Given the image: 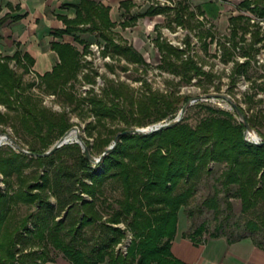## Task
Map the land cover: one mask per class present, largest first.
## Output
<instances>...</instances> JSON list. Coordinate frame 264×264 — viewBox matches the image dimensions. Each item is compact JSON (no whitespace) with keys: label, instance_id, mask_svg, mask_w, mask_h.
<instances>
[{"label":"trees","instance_id":"16d2710c","mask_svg":"<svg viewBox=\"0 0 264 264\" xmlns=\"http://www.w3.org/2000/svg\"><path fill=\"white\" fill-rule=\"evenodd\" d=\"M238 4L264 17V0H240ZM73 6L75 16H61L64 26L51 32L57 37L72 35L74 42L83 44L82 51L74 42L52 40L50 47L58 58L50 69L35 74L47 89L63 97L70 110H85L93 117L85 122L83 138L90 153L99 155L117 132L170 119L189 96L182 97L173 89H153L146 81L148 86L135 95L132 87L113 79L100 93L91 88L83 96L76 95L74 85L82 67L81 54L89 44L80 37L81 33H93L104 40L103 53L137 62H145V58L112 29L114 21L109 18L107 6L95 0H81ZM170 9H174L172 19L176 23L189 25L187 14L191 15L192 10L182 1L173 7L149 5L131 19ZM228 20L229 32L217 44L220 59L233 61L230 78L234 83L240 75L249 78L251 61L260 48L256 43L264 35H259V25L250 21L249 14L238 12ZM130 23L126 20L122 25ZM206 33L210 40L215 37L209 29ZM154 43L160 51L158 66L179 75V82L195 77L198 82L213 84L218 77L213 70L204 69L193 54L183 55L184 49L161 39L159 32ZM237 52L246 58L236 60ZM11 60L20 63L24 71H32L34 63L33 57L21 49L10 54L0 51V103L6 107V111H0V124L10 126L23 147L41 152L70 127L68 114L42 105L29 91L32 82L23 81L22 75L10 66ZM83 74L87 81H94V72ZM259 85L264 91V82ZM214 87L218 89L219 85ZM208 88L204 86L202 92ZM253 95L244 93V99L252 100ZM191 105L203 111L196 121L191 122L186 111L170 127L121 134L97 163L90 162L76 141L64 143L44 156L1 144L0 180L4 187L0 185V264H43L59 253L70 264H186L170 250L178 213L189 204L200 181L215 165H221L215 178L219 186L200 206L212 209L216 217L220 211L219 191L225 192L227 206L228 198H238L240 210L247 217L248 232L226 236L234 239L250 235L264 248V241L254 235L264 232V143L244 137V125L233 110L206 102ZM238 105L251 127L260 133L263 109H253L250 102L245 108ZM107 183L119 189L112 202L107 200ZM21 203L34 208L15 219ZM189 214L191 209L187 210ZM118 222L124 227L115 224ZM220 227L221 223L209 236L221 234L217 232ZM204 231L205 225L200 222L187 235L197 241L204 238ZM126 235L129 239L125 252L114 250L113 244ZM51 250L57 253L50 255Z\"/></svg>","mask_w":264,"mask_h":264},{"label":"rangeland","instance_id":"374dc122","mask_svg":"<svg viewBox=\"0 0 264 264\" xmlns=\"http://www.w3.org/2000/svg\"><path fill=\"white\" fill-rule=\"evenodd\" d=\"M236 11L241 12L243 9L238 7L234 2L232 3L230 9L224 13L227 16L234 12L238 13ZM172 15L173 13L171 12V14H168L166 18H162L160 21L162 26L160 27H155V29L150 28L149 30L147 29V31L140 30L138 35L144 41L141 44H137L136 42L133 44V34L136 35V27H127L119 31L121 35L118 36L122 37L123 35H127L128 38H123L127 43H131L135 49L142 53L145 58V62L132 61L121 55L111 56L108 53H103L105 43L104 40L100 39L93 33L85 34L83 39L89 44L88 49L83 51L81 54L82 67L78 72L77 79L75 81V94L78 96H83L86 94L87 90L91 88L96 93H100L101 88L110 79H113L116 82H123L124 84L132 87L135 95L138 94L144 87L150 85L153 89L158 88L164 91L166 89H173L176 91V94L182 97L185 95L195 96L200 93H205L202 92L203 87L208 86L209 88L207 92H225L231 96L237 104H241L244 108L246 107L247 103L250 102L253 109L261 108L264 111V91L259 88V84L264 82V37L256 43V45L260 46V48L256 53L255 59L251 61L248 71L249 78L240 75L233 83L230 78V71L233 61L229 60L227 62H223L220 59V49L217 44L219 40H222L224 36L228 34V24L224 21L219 22L218 20L215 21L212 18L201 16L197 9H192L191 15L187 14V18H189V25L176 23L172 19ZM208 29L215 34V37L212 40H210V37L207 36L206 31ZM259 30V35H264V29L259 27ZM158 32L161 39L166 40L168 43H171L178 48L184 49L183 55L188 53L193 54V57L197 59L199 64H201L204 69H211L216 72L218 77L213 80V84H209L205 81L198 82L195 77L187 82H179V75H174L173 73L160 68L158 66L160 51L154 43V38ZM118 36L117 38H119ZM246 36L249 37L250 32H247ZM123 38L121 40H123ZM68 39L71 40L70 37H68ZM205 42L207 43L206 46L204 44ZM74 43L82 51L83 44L78 42ZM245 58L246 56L240 55L238 52L235 55V59L238 61L244 60ZM10 66L18 74L22 75L23 81L32 82L31 86L29 87V91L36 98H38L42 105L54 111H67L68 120L71 124L70 127L77 126L80 134L82 136L84 135L83 127L85 122L87 120L93 119L92 116L87 115L85 110H70V106L64 103L65 101L62 96L51 89H47L44 82L40 80L39 76L31 70L24 71L20 63H16L14 60H11ZM87 72L90 74L93 72L95 73L93 75L94 81H87L83 74ZM145 81L148 85L144 83ZM214 84H218L219 88L216 89ZM255 90L257 92L253 93ZM244 93L254 94L252 96V100L244 99ZM181 101H183V99H181L180 102ZM195 102H206L211 105L233 110L230 108L229 103L222 98H210ZM0 111H6V107L3 103H0ZM186 111L188 114V119L191 122L196 121V119L203 113L199 107L192 105L189 109L187 108ZM1 130L7 131L12 135V130L8 125L3 126L0 124V131ZM259 130L260 133H258L256 130L255 131L261 138V135L264 136V124L260 126ZM89 139L91 138L89 137ZM108 144H106L104 148ZM24 148L26 147L24 146ZM95 156H97V154ZM220 168L221 165H215L213 167V171L200 181L199 187L194 193L193 197L190 199L189 204L183 208V211H179V216L183 214L184 218H186L188 232L192 231L200 222H203L205 225V231L203 232L204 237H208L211 232H215V226L219 223H221V227L217 230V232L229 237H236L248 232L245 226V220L247 217L240 210V202L238 198H228L230 205L227 206L225 201L227 196H225V192L219 191L217 198L219 201L220 211L216 217L214 216L215 213L212 209L205 206H200L201 201L205 197L212 195L215 187L219 186L215 178L219 173ZM27 170H29V168H27L26 171ZM0 177L2 178L1 174ZM0 185L4 187V183L1 180ZM118 191L119 189L117 187H111V185L109 186L107 183V200L112 202L113 198L118 195ZM51 200L54 201V197H51ZM33 208L34 205H26L21 203L14 215L15 219ZM188 209H191V214L189 215H187ZM115 224L124 227L122 222ZM88 227L89 226H87L86 229L90 231V228ZM254 235L257 239L264 241L263 231H258ZM128 239L129 235L121 237L119 242H115L113 244V249L124 253ZM49 253L50 255H54L57 253V251L51 250Z\"/></svg>","mask_w":264,"mask_h":264},{"label":"crops","instance_id":"0c3cea01","mask_svg":"<svg viewBox=\"0 0 264 264\" xmlns=\"http://www.w3.org/2000/svg\"><path fill=\"white\" fill-rule=\"evenodd\" d=\"M81 0H0V51L10 54L15 49L28 52L34 59L32 72L43 73L57 60L56 52L50 47L52 40L71 41L72 35L63 34L55 36L51 30L63 27L61 16L73 17L76 9L74 3ZM107 6L109 18L114 21L112 29L118 34L121 29L136 27L133 34V44L144 42L138 35L140 30L162 26L160 21L174 9L154 14H144L132 20V16L143 12L149 5L175 6L178 1L188 5L189 9L202 11L201 16H206L229 24L225 11L230 9L232 3L239 7L240 0H95ZM238 12V11H236ZM131 23L123 26V21ZM129 33V30H128ZM81 33L80 37L84 38ZM91 34V33H89ZM68 37L71 38L68 39ZM128 38L123 35L122 38ZM77 43V42H76ZM129 43V42H128ZM188 228L183 214L177 219V228L171 241L170 250L174 257L186 264H264V248L250 235L230 239L226 235L204 237L193 241L187 235ZM43 264H70L62 254L55 255ZM99 264H106L101 262ZM149 264H157L151 262Z\"/></svg>","mask_w":264,"mask_h":264},{"label":"water","instance_id":"95a60500","mask_svg":"<svg viewBox=\"0 0 264 264\" xmlns=\"http://www.w3.org/2000/svg\"><path fill=\"white\" fill-rule=\"evenodd\" d=\"M210 98H222L225 99L228 103L230 108L233 109L238 119L243 123L244 125V137L251 142L254 143H264V140H262L256 133V131L251 127L250 123L248 122L245 113L242 111V109L239 107V105L233 100L231 96H229L225 92H205L200 93L195 96H189L184 103L179 108L176 115L170 119H166L163 121L155 122L146 126H136L129 129H125L122 131H119L115 134L112 141L105 147V149L97 156L90 153L88 145L86 141L84 140L83 136L80 134L79 129L77 126H71L68 129H66L47 149L41 151V152H35V151H29L28 149L24 148L9 132L2 131L0 132V145L3 143H10L12 146L17 148L18 150H21L23 152L29 153L31 155H39L44 156L52 153L56 148L61 146L64 143L67 142H78L82 150L85 152L87 158L92 163L99 162L103 156L114 147L116 144L119 136L124 133H146L150 131H156L161 128H166L174 125L175 123L179 122L182 117L184 116V113L188 106H190L192 103L198 100H204V99H210ZM74 131V134L72 132Z\"/></svg>","mask_w":264,"mask_h":264},{"label":"built area","instance_id":"2783aa9c","mask_svg":"<svg viewBox=\"0 0 264 264\" xmlns=\"http://www.w3.org/2000/svg\"><path fill=\"white\" fill-rule=\"evenodd\" d=\"M241 12H243V13H246V14H249L250 15V21H256L257 23H258V25H259V27L262 29H264V17H258V16H255V15H253V14H251V13H249L248 11H246V10H243V11H241ZM97 47V46H96Z\"/></svg>","mask_w":264,"mask_h":264},{"label":"bare ground","instance_id":"6f19581e","mask_svg":"<svg viewBox=\"0 0 264 264\" xmlns=\"http://www.w3.org/2000/svg\"><path fill=\"white\" fill-rule=\"evenodd\" d=\"M72 134H74V131L72 132Z\"/></svg>","mask_w":264,"mask_h":264}]
</instances>
